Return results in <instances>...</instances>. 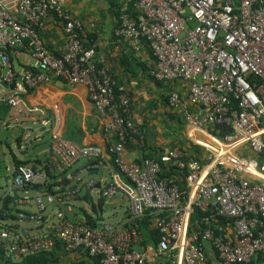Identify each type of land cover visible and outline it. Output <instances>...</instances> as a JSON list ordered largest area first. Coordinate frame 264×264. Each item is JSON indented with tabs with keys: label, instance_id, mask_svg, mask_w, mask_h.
Segmentation results:
<instances>
[{
	"label": "built area",
	"instance_id": "built-area-1",
	"mask_svg": "<svg viewBox=\"0 0 264 264\" xmlns=\"http://www.w3.org/2000/svg\"><path fill=\"white\" fill-rule=\"evenodd\" d=\"M114 1L123 4L115 43L136 52L147 47L154 82L183 84L181 92L169 94L167 106L202 154L194 158L174 147L160 156V163L185 172L183 188L158 179L157 161H125L127 139L139 147L145 139L131 118V95L86 44L82 22L66 0H0V108L6 109L0 141L1 131L26 120L49 135L42 162L16 166L8 180L14 193L38 194L36 212L17 217L43 229L19 232L0 223L3 258L17 262L59 246L65 253L84 251L98 264H149L138 224L148 217L159 234L155 252L171 264H206V246L220 264H251L264 254V0ZM50 18L63 34L60 56L41 38ZM14 55L28 62L17 68ZM54 82L87 88L95 110L108 119L105 150L62 138L51 130L45 110L26 103L27 93ZM214 128L228 133L215 135ZM243 146L251 157L237 151ZM82 160L102 174L86 187L99 184L103 197L128 200L130 209L120 221L91 225L74 212L79 186L51 188ZM20 203L27 206L30 200L23 197ZM48 206L56 211L54 222L46 224ZM195 212L201 217L190 232Z\"/></svg>",
	"mask_w": 264,
	"mask_h": 264
},
{
	"label": "crops",
	"instance_id": "crops-1",
	"mask_svg": "<svg viewBox=\"0 0 264 264\" xmlns=\"http://www.w3.org/2000/svg\"><path fill=\"white\" fill-rule=\"evenodd\" d=\"M65 5L73 16L81 20L86 33V44L94 46L96 52L103 56L115 81L123 84L131 95V118L136 128L143 132L145 140L144 145L140 147L132 142H126L123 159L127 162L137 163L152 156L155 150L162 152L177 147L182 139L186 140L187 128L185 124L167 106L169 94L173 91L181 92L183 84L180 82H154L148 74L153 61L150 50L143 47L136 52L130 45H117L114 41L113 33L123 4L114 0H66ZM41 38L52 55L60 56L62 54L64 38L60 25L53 18L46 22ZM11 59L17 68L28 62L27 59L20 56L15 57V55ZM24 99L28 105L39 107L47 112L51 130L62 138L81 146L95 145L103 150L106 149L109 137L104 134L103 128L108 119L95 110L85 86H68L56 82L41 84L27 93ZM5 110L1 108L0 120L5 119ZM48 136V133L43 132L38 124L27 120L23 121L13 129L1 131L0 154H3V149L10 153L14 148L19 150L20 153L11 155L13 170L18 166L16 163L38 166L48 152ZM245 150L246 148L243 146L237 151L242 155H247ZM251 156L252 154H248V157ZM93 166V163L80 161L67 171L61 180H55L51 184V188L79 186V183L82 182L79 177L84 172L92 178L99 176L100 170ZM8 180L9 177L5 180L6 185ZM93 189L97 190L98 198L96 200H94ZM29 193L33 195V199L38 197L34 191L27 192V195ZM12 198L10 209L15 212L6 211L5 217L0 220V223L11 226L19 232L34 233L37 230H42L43 226L37 222L33 227L19 225L24 222H32L18 219L17 214L36 212L33 200L28 198L30 203L27 207L30 211H21L15 210V205H21L18 194L16 198ZM127 205L129 206L126 207ZM85 206L90 207L91 214L85 212ZM105 207H126L123 211L122 217H124L130 209V204L128 200L119 195L111 198L103 197L96 185L88 188L85 195L80 193L79 198L74 202V212L78 217L84 218L87 215L91 218L94 217V221L102 220L100 219L101 212ZM46 211L44 213L47 218L45 223L49 224L50 211L48 212V207ZM143 247H146L149 264H169L166 258L156 254L154 246L143 245ZM206 252L208 258L206 264H220L208 246H206ZM48 253L32 258V264H98L84 251L65 253L57 246ZM45 260L46 263H43ZM252 263L264 264V254H257L252 259Z\"/></svg>",
	"mask_w": 264,
	"mask_h": 264
},
{
	"label": "trees",
	"instance_id": "trees-1",
	"mask_svg": "<svg viewBox=\"0 0 264 264\" xmlns=\"http://www.w3.org/2000/svg\"><path fill=\"white\" fill-rule=\"evenodd\" d=\"M127 7H128V9L132 8L131 2H129ZM11 58H12V56H11ZM249 80L251 81V80H253V78L249 77ZM0 110H1V108H0ZM224 133H228V131L221 132L217 128L216 129L214 128V130H213V134H215V135H222ZM127 142H131V141L129 139H127ZM142 145H144V142H143ZM177 147H179L181 150H183V152L186 153L187 156H192L194 158H197V157H199L200 154H202V149H200L198 146H195V145L189 143L187 140H184V139H182L180 141V144ZM163 152L164 151L161 152L159 150H155L153 152L152 156L146 157L144 159H152V160L157 161L159 163L160 168H161V171L158 174V179L159 180H162V181H173L175 184H177V186L179 188H183L185 172L182 171V170L177 169L175 166H172V165H167L166 166V165L160 163L159 158H160V156L162 155ZM144 159H142L141 161H139L137 163H141ZM16 165H20V163H16ZM49 189H50V187H49ZM12 200H13L12 197H6V198L3 199L2 208L0 210V220H2L3 217H5L4 213L6 211L11 213L12 210L10 209V206H11ZM200 217H201V215L199 213H197V212H195L191 216L190 232L192 230L198 229L197 221L199 220ZM84 218L87 220V222L89 224L95 225V221L91 217L85 215ZM138 224H139L140 229H141V231L143 233V239H144L143 245H145V246L146 245L154 246L156 244L157 240H158L159 234H158L157 230L154 229L151 226L150 218L145 217L144 219H141L140 221H138ZM44 254L46 255V254H49V253L44 252V253L31 255V256L23 259V260L15 262V261L4 259L3 256H2V253L0 252V264H32V262H33L32 258L36 257L37 255H44ZM43 263H46V260ZM96 263H98V262L96 261ZM168 263L171 264L170 261H168ZM251 264H253L252 261H251Z\"/></svg>",
	"mask_w": 264,
	"mask_h": 264
},
{
	"label": "rangeland",
	"instance_id": "rangeland-1",
	"mask_svg": "<svg viewBox=\"0 0 264 264\" xmlns=\"http://www.w3.org/2000/svg\"><path fill=\"white\" fill-rule=\"evenodd\" d=\"M13 153L18 154L20 152L16 148H14L12 150V153H10L9 151L3 149V154H0V210L2 208V201H3V199L6 198V197H12V192L10 190V182H8L7 185H6L5 184V180L8 177L10 178L11 175H12L13 165H12V157H11V155ZM245 154H247V155L249 154L250 155L251 154L250 153V150L246 149L245 150ZM101 175L102 174L100 173L99 176H94V178H92L91 176H89L85 172L82 173V175L79 177V179H81V181H82V182L79 183V187L82 190L81 191V194L85 195L86 190L88 189V187H86V183L89 180H91V179H94V180L98 179L99 180V179H101ZM93 196H94V200H96L98 198L97 197V190L96 189H93ZM18 197H19V203H20V200L23 197L31 198L32 200H34L33 199V195L31 193H29L28 195H27V193L26 194L19 193L18 194ZM128 206L129 205H127L126 207H128ZM125 208L105 207L102 210V212H101L100 219H102L101 221L106 222L108 224H114V223L120 221L123 218L122 216H123V211L125 210ZM84 209H85V212L87 214H91L92 211H91V209H90L89 206H85ZM15 210H21V211H27L28 210V211H30V209L27 206L22 205V204L21 205H15ZM13 211L14 210H12L11 213ZM55 211L56 210H55V208L53 206H48V212H49L48 219H49V223H53L54 222V219H55V216H54L55 215ZM19 225L20 226H26L27 225V226L33 227V226L36 225V223H35V221H32V222H24L23 224H19Z\"/></svg>",
	"mask_w": 264,
	"mask_h": 264
},
{
	"label": "water",
	"instance_id": "water-1",
	"mask_svg": "<svg viewBox=\"0 0 264 264\" xmlns=\"http://www.w3.org/2000/svg\"><path fill=\"white\" fill-rule=\"evenodd\" d=\"M96 188H99V184L96 185ZM12 197L16 198L17 197V194L16 193H13L12 194Z\"/></svg>",
	"mask_w": 264,
	"mask_h": 264
}]
</instances>
